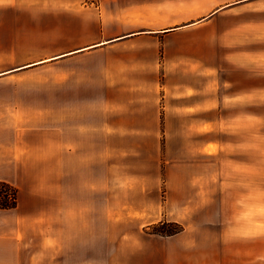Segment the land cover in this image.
<instances>
[{"label":"crops","instance_id":"obj_1","mask_svg":"<svg viewBox=\"0 0 264 264\" xmlns=\"http://www.w3.org/2000/svg\"><path fill=\"white\" fill-rule=\"evenodd\" d=\"M244 1L0 0L48 20L26 66L59 65L61 90L0 264H264V41L214 27ZM162 221L183 229L147 231Z\"/></svg>","mask_w":264,"mask_h":264},{"label":"rangeland","instance_id":"obj_2","mask_svg":"<svg viewBox=\"0 0 264 264\" xmlns=\"http://www.w3.org/2000/svg\"><path fill=\"white\" fill-rule=\"evenodd\" d=\"M228 1L232 0H208V10ZM242 4L214 25L228 31L219 42L242 45L264 41V0ZM37 20L28 13L0 10V179L11 184L43 181L30 180L23 172L44 170L52 131L59 132L60 67L50 63L26 66L43 53L41 44L48 20ZM260 173L259 219L264 235V128Z\"/></svg>","mask_w":264,"mask_h":264},{"label":"trees","instance_id":"obj_3","mask_svg":"<svg viewBox=\"0 0 264 264\" xmlns=\"http://www.w3.org/2000/svg\"><path fill=\"white\" fill-rule=\"evenodd\" d=\"M17 188L6 181H0V210H11L17 206ZM183 227L177 223L158 222L147 228L151 234L171 236L179 233Z\"/></svg>","mask_w":264,"mask_h":264}]
</instances>
